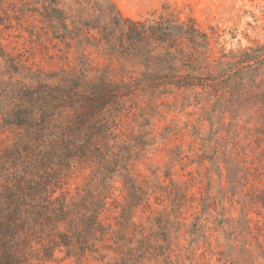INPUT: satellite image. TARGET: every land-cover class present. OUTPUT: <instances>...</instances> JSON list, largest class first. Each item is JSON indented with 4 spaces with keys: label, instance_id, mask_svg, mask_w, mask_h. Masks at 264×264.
Here are the masks:
<instances>
[{
    "label": "trees",
    "instance_id": "1",
    "mask_svg": "<svg viewBox=\"0 0 264 264\" xmlns=\"http://www.w3.org/2000/svg\"><path fill=\"white\" fill-rule=\"evenodd\" d=\"M6 2L38 16L58 53L55 69L37 67L0 33V264H168L180 213L173 203L139 220L166 185L139 179L135 164L155 146L161 110L180 102L200 106L205 158L219 171L216 125L264 111V46L217 57L210 35L166 4L133 20L112 0ZM129 115L137 131L126 135ZM222 162L230 177L236 166ZM117 181L123 201L110 216Z\"/></svg>",
    "mask_w": 264,
    "mask_h": 264
},
{
    "label": "rangeland",
    "instance_id": "2",
    "mask_svg": "<svg viewBox=\"0 0 264 264\" xmlns=\"http://www.w3.org/2000/svg\"><path fill=\"white\" fill-rule=\"evenodd\" d=\"M112 1L133 20L159 14L166 4L210 35L217 57L221 51L240 53L264 46V0ZM12 8L9 2L0 5V33L9 50L29 64L55 69L50 55L58 52L49 44L39 17L26 9L15 14ZM242 111L233 121L226 114L215 127L224 150L219 171L212 170L205 158L202 144L210 138V128L202 121L200 106L179 102L170 110L164 108L152 127L155 146L136 162L134 173L141 180H160L166 187L158 192L160 200H151L150 210L141 211L139 220L145 221L149 211L156 215L177 205L183 225L172 231L168 264H264V111ZM133 120L132 115L125 118L126 135L132 128L137 131ZM222 161L236 166L231 178ZM86 179V173L77 174L67 188L74 194ZM122 190L117 181L109 201L110 216L116 214V203L123 201Z\"/></svg>",
    "mask_w": 264,
    "mask_h": 264
}]
</instances>
